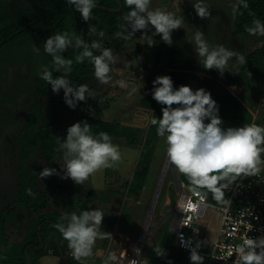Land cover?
<instances>
[{"label": "rangeland", "instance_id": "rangeland-1", "mask_svg": "<svg viewBox=\"0 0 264 264\" xmlns=\"http://www.w3.org/2000/svg\"><path fill=\"white\" fill-rule=\"evenodd\" d=\"M38 0H0V29L18 16L30 12L35 8ZM197 0H153V7L159 6L175 13L177 17L184 16L185 23L182 29L174 30L172 33L173 45L164 44L160 36L154 37L157 41L154 47H148L146 41L140 36L123 41L125 53L119 55L120 63L112 66V73L116 80H125L127 89L118 86H110L106 94L104 85H99L93 76L92 83L101 95L92 102L94 118L107 122H121L123 126L139 130V140L131 143L125 137H114L112 142L120 146L122 161L114 169H103L93 174L85 184L81 185V192L85 196L88 191H93L90 209H100L106 215L103 219L101 231L112 233V239L97 240L93 248V256L77 262L66 253L59 254V247L65 245L66 241L57 230L48 228L45 236V255L39 259L37 264H103L104 258L109 252L116 254L118 264H130L133 257L143 262L144 257L152 261L156 255L152 247L159 246L163 233L170 232L175 218L169 214L178 202L179 194L176 185L175 173L169 167L164 174L158 200L152 215L151 226L153 230L143 239L141 254H136L145 224L156 195L157 188L162 179L165 165L168 162L166 154V142L164 138L157 135L152 166L145 188L139 193H129V184L142 160V151L146 149V135L150 127L152 111L141 106L143 92L150 91L153 87L152 81L160 75H170L174 87L182 85L192 73L200 79L206 74L200 71L201 65L193 51L194 44L191 41L196 30L203 31L210 45L223 44L226 48L241 52L244 56L257 45L259 40L236 36L233 32V16L231 5L237 0H205L211 8L209 19H200L196 16L192 4ZM67 27L56 28L41 33L25 35L21 39L9 44L0 50V213L12 212L11 220L7 224L6 237L9 245L23 242L29 233L32 221L39 215L53 212L62 213V204L66 203V186L70 185L71 179H58L40 177V172L45 167H50L40 151L32 150L27 137L28 128L38 120V128H41L53 113L50 106V98L55 95L51 86L39 78L38 73L41 66H48L54 77L60 75L52 67L51 57L43 50L46 38L57 32L68 31L76 33V25L68 21ZM151 35V32H149ZM40 48L37 55L33 46ZM69 48L64 56L74 50ZM177 50L183 58L178 67L167 68L170 50ZM115 53V52H114ZM241 65H237L235 58L229 61V72L237 71ZM196 81L185 83L193 90L197 89ZM96 84V85H95ZM132 87L137 92L128 95ZM251 90H256L260 97H264V78L249 85ZM244 88L235 90L239 96ZM60 92H63L61 89ZM151 92V91H150ZM57 95V94H56ZM254 111L257 110L255 105ZM261 114V112L259 113ZM91 115V111H90ZM62 165V162H59ZM179 176V172L175 169ZM30 178L32 182L37 178L36 186L31 194L34 202L35 197H40L42 192L47 193L46 208L37 213H29L21 209L18 204V184ZM24 178V179H23ZM51 178L50 184L47 180ZM180 187H183L181 182ZM210 204H214L210 201ZM10 209V210H9ZM21 209V210H20ZM22 211L25 216L23 220H17L18 212ZM8 213V214H10ZM129 215L131 221L127 224L113 222V218ZM169 214V215H168ZM168 215V216H167ZM221 215L210 207L204 219L201 220L202 239L205 243L200 248V253L208 248L220 224ZM59 221V220H57ZM174 237V236H173ZM5 246L2 250L7 249ZM167 252V251H166ZM160 261H164L161 258Z\"/></svg>", "mask_w": 264, "mask_h": 264}, {"label": "clouds", "instance_id": "clouds-1", "mask_svg": "<svg viewBox=\"0 0 264 264\" xmlns=\"http://www.w3.org/2000/svg\"><path fill=\"white\" fill-rule=\"evenodd\" d=\"M65 2L79 12L86 23L93 18V9L97 7L96 0ZM125 4L129 10L122 17L123 23L120 25L121 30L116 33L117 37L127 40L141 32L140 39L146 41L148 47L156 45V36H160L164 44L173 45L172 33L182 29L184 16L177 17L167 9L153 7V0H125ZM192 8L202 20L211 17L210 5L205 0H197ZM231 8L233 16L242 15L240 9H248L249 4L247 0H237ZM248 14L253 19L244 26L245 31L249 36L264 37V21L257 18L254 12L249 11ZM93 35L100 39L86 41L82 35L57 32L49 35L43 43V50L51 57L53 69L60 75L54 77L49 67L42 65L39 78L47 82L55 94H59L62 89L64 103L72 110L80 102L95 98L96 93L87 84L73 86L69 79L73 60L64 56L69 48L81 50L75 56V62L90 63L99 85L128 88L125 80L113 79L112 66L120 63V57L113 49L104 47L105 32L90 25L88 36ZM189 43L194 44L193 51L202 68L206 71L216 70L221 78L233 58L237 65L247 63L239 51L226 48L223 44L210 45L203 31L196 30ZM33 51L39 55L40 48L34 45ZM152 85V99L161 105L162 116L157 118L154 115L150 124L156 127L157 135L165 139L168 162L188 179L194 186L193 190L206 189L218 203L231 205L232 201L226 198L225 190L232 189L238 180L258 176L264 170V126L250 123L240 127H223L219 105L211 92L203 87L195 90L186 84L174 87L170 75L157 76ZM137 90L132 87L128 95L131 96ZM55 139L56 150L62 153L55 162L62 160L63 163L59 169L43 168L40 177L59 175L61 179H71L74 184L83 186L96 172L114 169L122 161L120 146L112 142L107 132L94 134L87 120L73 123L67 127L66 136H56ZM105 215L96 208L79 214L75 211L62 212L59 221L53 225L67 241L71 256L77 262L93 256L97 240L112 239V233L101 231ZM193 231L198 232V229L193 228ZM202 244V241L191 237L186 242L182 239L181 246L189 250L190 264H204L205 257L199 251ZM152 250L158 258L166 255V250L158 245ZM136 254L139 257L141 250L137 248ZM233 254V264H264V235L245 237L242 243L233 246ZM103 264H118L116 254L109 252ZM132 264L141 262L134 259ZM142 264H150V260L144 257ZM166 264L174 262L169 259Z\"/></svg>", "mask_w": 264, "mask_h": 264}, {"label": "trees", "instance_id": "trees-1", "mask_svg": "<svg viewBox=\"0 0 264 264\" xmlns=\"http://www.w3.org/2000/svg\"><path fill=\"white\" fill-rule=\"evenodd\" d=\"M97 7L93 9V18L87 23L82 21L79 12L66 4L65 0H38L35 8L30 12L24 13L15 20L4 25L0 29V50L9 44L21 39L25 35L32 33H41L43 31L65 28L68 21H73L76 25V33L82 35L86 41L99 40L100 37L93 35L88 36V28L94 25L98 31L103 30L105 36L103 37L104 47L116 50V54L125 52L123 48V41L116 36L120 31V25L123 23L122 17L129 10L125 4V0H96ZM249 4L248 9L241 8L242 15H236L233 22V32L236 36L247 37L251 39H258L259 45L255 46L252 51L245 56L247 63L241 65L237 71L229 72V68L224 73L223 78L220 77L216 70L206 71L200 67V71L206 74V77L200 79L195 73H192L187 80L182 81L185 84L188 81H196L198 83L197 89L200 87L209 90L212 97L219 105V115L223 119V127H240L243 124L256 123L264 126V112L258 111V117H254V108L262 97L256 90H251L249 85L264 78V37L249 36L245 31V25L250 24L253 17L248 13L254 12L255 16L264 21V0H247ZM122 6L119 11H114ZM130 30V29H129ZM142 35L137 32L136 38ZM81 50L74 49L68 52L65 57L73 60L72 71L69 74L73 86L87 84L91 90L96 93L95 98H88L86 102H80L75 110L70 109L63 100V92L55 94L50 98L51 111L53 113L50 118L41 128H38V120H34V125L28 130L27 134L31 135L27 138L32 150H39L44 156L48 165L51 168L59 169L61 166L59 162H55L62 156L58 152L56 136H66V129L75 122L87 120L92 125L94 134L100 131L107 132L111 138L125 137L132 144L139 140V130L132 127L123 126L121 122H107L90 116L89 107L92 102L96 100L101 93L94 88L93 81V66L85 61L83 64L75 62V56ZM99 54V53H96ZM183 58L178 54V51L170 50V57L167 63V68L174 69L182 62ZM251 75H250V74ZM96 85V84H95ZM238 86L244 88L241 95H234L228 87ZM106 94V89L102 92ZM141 106L148 111H152V117L157 118L162 116L161 105L152 99L151 92L146 90L143 93ZM91 105V106H90ZM256 112V111H255ZM261 112V114H259ZM207 122V121H206ZM157 132L156 127L150 125L146 135V149L142 151V160L139 162L133 179L129 184V193L142 192L146 186L155 150ZM63 163V161L61 160ZM58 179L59 175H52L51 178ZM25 178V177H24ZM23 178V179H24ZM51 178L47 180V185L50 184ZM179 181L183 187L193 186L188 179L179 173ZM37 178L32 182L30 178H25L18 184V204L21 209H25L30 214L37 213L46 208L47 193L42 192L40 197H35L34 202L31 199V194L36 186ZM207 195L211 197V201L218 203L213 199L212 194L208 193L206 189H202ZM66 203L62 204V212L75 211L78 214L84 210H89L90 203L93 197V191H88L84 196L81 192V185H76L72 181L70 185L66 186ZM20 209V210H21ZM10 210V209H9ZM17 214V220L22 221L25 214L20 211ZM12 212L14 210L12 209ZM11 212V213H12ZM10 213V212H8ZM0 213V264H37L39 259L45 255V236L49 227L56 230L53 225L60 219L61 212L53 211L39 215L37 219L32 221L29 227V233L26 239L12 248H7L9 245L6 235L7 224L11 220L12 214ZM113 222H121L127 224L131 221L129 215L119 216L113 218ZM173 235L170 232L163 233L159 245L168 252L166 261H160L161 258L157 256L150 261V264H166L167 260L171 259L174 264H190L189 254L184 253L180 249L172 246ZM5 246L4 251L1 247ZM59 254L64 256L66 253L67 241L65 245L59 247ZM73 264H78L71 260Z\"/></svg>", "mask_w": 264, "mask_h": 264}, {"label": "built area", "instance_id": "built-area-1", "mask_svg": "<svg viewBox=\"0 0 264 264\" xmlns=\"http://www.w3.org/2000/svg\"><path fill=\"white\" fill-rule=\"evenodd\" d=\"M228 89L237 95L235 90L238 88L230 86ZM88 109L94 114L92 107ZM258 111L264 112V97L258 102L256 112H253L255 118L258 117ZM193 187H180L178 191L179 198L174 208L175 218L171 227L174 236L172 246L189 254L188 248L181 246L182 239L186 242L191 237L204 244L201 220L212 207L215 213L219 212L221 215L220 224L213 240L206 243L207 250L200 254L205 257L204 264H233L234 245L242 243L245 237L264 235V170L258 176L238 180L232 189L225 190L226 198L232 201L229 206L221 203L210 204L211 197L202 188L193 190ZM193 207L196 208L195 212ZM193 228H197L198 232H194ZM66 254L72 258L68 248ZM167 255L168 252L163 257L164 261ZM134 259L138 258L135 256L132 260Z\"/></svg>", "mask_w": 264, "mask_h": 264}, {"label": "water", "instance_id": "water-1", "mask_svg": "<svg viewBox=\"0 0 264 264\" xmlns=\"http://www.w3.org/2000/svg\"><path fill=\"white\" fill-rule=\"evenodd\" d=\"M121 5H120V7L118 8V9H116V10H114V11H119L120 9H121ZM113 52H116V50L115 49H113ZM118 55H120V53L118 54ZM197 84V86H198V83H196ZM91 114H93L92 112H91ZM169 167H172V169L174 170V173H175V179H176V185H177V190L179 191V189H180V183H179V178H178V174H177V172L175 171V167L173 166V165H171L169 162H167L166 163V165H165V169H164V173H163V176H162V179H161V181H160V183H159V186H158V188H157V191H156V195H155V197H154V200H153V203H152V206H151V209H150V212H149V215H148V218H147V221H146V224H145V228H144V230H143V233H142V236H141V241H140V244H139V246H138V249H141V247H142V242H143V239H145V237L153 230V228H154V226H151L150 225V220H151V217H152V215H153V212H154V209H155V206H156V203H157V200H158V196H159V193H160V189H161V186H162V183H163V177H164V174H165V172L167 171V169L169 168ZM174 212H175V209H173L169 214H174ZM168 214V215H169ZM167 215V216H168Z\"/></svg>", "mask_w": 264, "mask_h": 264}, {"label": "flooded vegetation", "instance_id": "flooded-vegetation-1", "mask_svg": "<svg viewBox=\"0 0 264 264\" xmlns=\"http://www.w3.org/2000/svg\"><path fill=\"white\" fill-rule=\"evenodd\" d=\"M123 53H125V52H123ZM120 54H122V53H120ZM112 75H113V73H112ZM113 79L116 80V76L113 75ZM110 86H111V85H107V86L104 85L106 91H107V89H108Z\"/></svg>", "mask_w": 264, "mask_h": 264}, {"label": "crops", "instance_id": "crops-1", "mask_svg": "<svg viewBox=\"0 0 264 264\" xmlns=\"http://www.w3.org/2000/svg\"><path fill=\"white\" fill-rule=\"evenodd\" d=\"M231 87H235V88H239L238 86H231ZM91 117H93L94 116V114H93V116L92 115H90Z\"/></svg>", "mask_w": 264, "mask_h": 264}, {"label": "bare ground", "instance_id": "bare-ground-1", "mask_svg": "<svg viewBox=\"0 0 264 264\" xmlns=\"http://www.w3.org/2000/svg\"><path fill=\"white\" fill-rule=\"evenodd\" d=\"M151 219H152V217H151ZM150 222H151V220H150Z\"/></svg>", "mask_w": 264, "mask_h": 264}]
</instances>
